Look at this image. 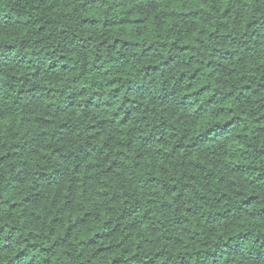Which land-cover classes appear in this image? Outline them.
<instances>
[{
	"label": "clouds",
	"instance_id": "clouds-1",
	"mask_svg": "<svg viewBox=\"0 0 264 264\" xmlns=\"http://www.w3.org/2000/svg\"><path fill=\"white\" fill-rule=\"evenodd\" d=\"M0 264H264V0H0Z\"/></svg>",
	"mask_w": 264,
	"mask_h": 264
}]
</instances>
